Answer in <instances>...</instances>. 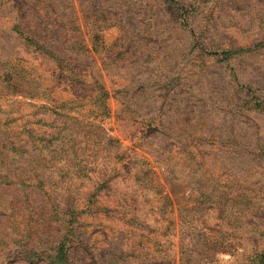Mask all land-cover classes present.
Returning a JSON list of instances; mask_svg holds the SVG:
<instances>
[{
	"label": "rangeland",
	"instance_id": "1",
	"mask_svg": "<svg viewBox=\"0 0 264 264\" xmlns=\"http://www.w3.org/2000/svg\"><path fill=\"white\" fill-rule=\"evenodd\" d=\"M0 264H264V0H0Z\"/></svg>",
	"mask_w": 264,
	"mask_h": 264
},
{
	"label": "trees",
	"instance_id": "2",
	"mask_svg": "<svg viewBox=\"0 0 264 264\" xmlns=\"http://www.w3.org/2000/svg\"><path fill=\"white\" fill-rule=\"evenodd\" d=\"M21 37L24 39V41H25L27 44H29V45H31V46L37 48V50H42V49H43V48L39 47V45H38L37 43L33 42L32 40L27 39V38H25V37L22 36V35H21Z\"/></svg>",
	"mask_w": 264,
	"mask_h": 264
}]
</instances>
